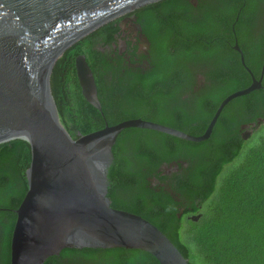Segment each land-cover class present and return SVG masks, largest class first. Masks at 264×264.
<instances>
[{
	"label": "trees",
	"instance_id": "obj_1",
	"mask_svg": "<svg viewBox=\"0 0 264 264\" xmlns=\"http://www.w3.org/2000/svg\"><path fill=\"white\" fill-rule=\"evenodd\" d=\"M196 1L197 5L193 0H159L133 12L150 42L151 71L133 66L129 49L126 58L112 49L119 16L70 46L60 69L56 102L73 138L105 123L144 119L143 105H158L164 113H158L157 120L162 116L172 122L179 115L181 121L173 123L176 128L201 135L221 101L247 86L250 76L234 56L231 74L225 75L223 51L206 43L214 38L223 44L222 38L233 28L241 34V0ZM79 54L86 56L93 71L102 112L81 93L75 69ZM250 61L246 59L247 64ZM191 65L204 67L211 82L208 89L194 87L196 72L188 69ZM166 71L180 73L174 89L136 90L140 81L158 85L157 74ZM130 78L136 79L134 87ZM261 107L263 87L233 98L209 138L200 142L153 129L125 128L112 147L107 172L111 206L150 221L190 264H264V138L244 143L240 136V126L254 120L251 116ZM30 161L24 139L0 143V264H11L14 210L28 189ZM174 162L177 169L165 168ZM193 215L200 216L192 220ZM43 264L160 263L147 251L115 247L65 248Z\"/></svg>",
	"mask_w": 264,
	"mask_h": 264
},
{
	"label": "water",
	"instance_id": "obj_2",
	"mask_svg": "<svg viewBox=\"0 0 264 264\" xmlns=\"http://www.w3.org/2000/svg\"><path fill=\"white\" fill-rule=\"evenodd\" d=\"M156 1L0 0V143L21 138L31 152L28 189L14 210L11 264H43L65 248L115 247L147 251L160 264H190L150 221L111 206L107 172L112 147L119 133L129 127L204 141L225 104L259 86L253 82L225 97L201 135L130 119L105 123L101 129L73 138L56 102L60 69L70 46L117 16ZM75 69L83 97L102 112L84 54L76 56ZM198 216L189 218L197 220Z\"/></svg>",
	"mask_w": 264,
	"mask_h": 264
},
{
	"label": "flooded vegetation",
	"instance_id": "obj_3",
	"mask_svg": "<svg viewBox=\"0 0 264 264\" xmlns=\"http://www.w3.org/2000/svg\"><path fill=\"white\" fill-rule=\"evenodd\" d=\"M241 2L239 14H242L244 19L240 25L241 34H238L235 31L233 28L235 25L233 24L232 31H227L226 35L222 38L223 44L215 43L216 39L214 38L207 39L206 43L213 46L214 49L223 51L228 64L227 68L223 70L225 75L231 74L229 72L233 69V67H230L229 65H231V55H233L240 63V66L245 69L250 76L249 83L245 88L250 86L253 82L259 86L255 89H259L260 87L264 88V0H252V2L250 0H241ZM136 9L128 11L126 14H121L118 18H116V20L118 19L119 30L116 34V41L112 44V49H118V54L125 58L128 56L127 49H129L130 54L128 59L132 60V65L137 68H141L143 72H148L151 71L152 68V64L149 61L150 53L148 52L150 42L148 37L144 35L142 27L139 23H137V17L133 14ZM125 23L132 26L130 30L124 29ZM250 32L253 34H249ZM235 46H237L240 51L236 49ZM240 52L242 53L244 59L243 63ZM255 58H257L256 63L252 62ZM259 58H261V62L259 61ZM246 59H250L251 61L247 64ZM259 62L260 64L257 65ZM203 68L200 65H191L188 67V69H193L196 72L194 87L208 89L211 82L206 77L205 70ZM175 71L158 73L156 77L158 85L155 86L145 84L140 81L136 84V90L144 91L154 87L166 89L164 86L168 87V89H174L175 80L180 76V73ZM164 80L165 82L163 83ZM130 81L133 86L136 79L130 78ZM243 89H238L237 91ZM142 108H144L142 114L147 120L151 119L155 122L165 123L167 126L170 125V127L174 128H176L177 125H173V123L178 122V119L181 121V117H179V115L173 116L176 119L172 122H166L162 116L157 120V114L164 113L161 109H158V105H143ZM251 118L255 119L243 123L240 126V136L244 143L252 142L254 139L260 141L264 138V107L257 109L256 112H254V116L252 115ZM174 168L177 169V167Z\"/></svg>",
	"mask_w": 264,
	"mask_h": 264
},
{
	"label": "bare ground",
	"instance_id": "obj_4",
	"mask_svg": "<svg viewBox=\"0 0 264 264\" xmlns=\"http://www.w3.org/2000/svg\"><path fill=\"white\" fill-rule=\"evenodd\" d=\"M194 2H196V0H193ZM90 66V65H89ZM96 82V81H95ZM97 87V86H96ZM100 101V100H99ZM132 119H143V118H132ZM128 120H130V119H128ZM146 120V119H145ZM217 120V119H216ZM125 121V120H124ZM148 121H151V120H148ZM151 122H155V121H151ZM155 123H158V122H155ZM215 123H216V121H215ZM160 124H162V123H160ZM109 125V124H108ZM163 125H165V124H163ZM215 125V124H214ZM167 126V125H166ZM170 127V126H169ZM172 128H174V127H172ZM125 129V128H124ZM123 129V130H124ZM175 129H177V128H175ZM178 130H180V129H178ZM180 131H182V130H180ZM182 132H185V131H182ZM186 133V132H185ZM188 134H190V133H188ZM192 135V134H191ZM116 143V142H115ZM114 143V144H115ZM174 163H177V162H174ZM171 164H173V163H171ZM174 167H178V163H177V166H175V165H172V166H170V167H168V166H165V168H168V170L170 169V168H174ZM194 216H196V215H194ZM198 220V219H197Z\"/></svg>",
	"mask_w": 264,
	"mask_h": 264
},
{
	"label": "rangeland",
	"instance_id": "obj_5",
	"mask_svg": "<svg viewBox=\"0 0 264 264\" xmlns=\"http://www.w3.org/2000/svg\"><path fill=\"white\" fill-rule=\"evenodd\" d=\"M125 14H126V13H125ZM131 27H132V26L129 25L128 23H125V24H124V29H125V30H130Z\"/></svg>",
	"mask_w": 264,
	"mask_h": 264
}]
</instances>
